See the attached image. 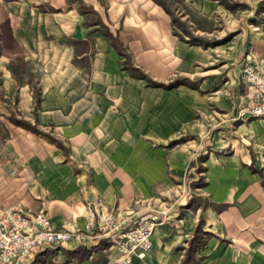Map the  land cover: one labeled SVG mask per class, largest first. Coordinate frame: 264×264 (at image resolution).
<instances>
[{
    "label": "crops",
    "instance_id": "1",
    "mask_svg": "<svg viewBox=\"0 0 264 264\" xmlns=\"http://www.w3.org/2000/svg\"><path fill=\"white\" fill-rule=\"evenodd\" d=\"M248 43L232 55L190 44L157 0H0V205L77 229L96 199L136 207L173 197L206 153L200 202L171 213L146 257L130 264H182L199 225V264H264V118L219 124L214 115L257 99L236 79L247 60L264 56V17ZM178 78L193 84L168 87ZM117 258L70 242L32 260Z\"/></svg>",
    "mask_w": 264,
    "mask_h": 264
},
{
    "label": "built area",
    "instance_id": "2",
    "mask_svg": "<svg viewBox=\"0 0 264 264\" xmlns=\"http://www.w3.org/2000/svg\"><path fill=\"white\" fill-rule=\"evenodd\" d=\"M241 74L243 82L254 87L258 94L248 108V115L264 118V56H252ZM170 214L152 202L121 207L105 205L96 199L89 202L82 227L57 229L44 211L0 205V264H43L37 259L33 262L32 258L70 242L89 248L91 256L97 250L116 251L118 258L112 264H130L134 257H146L156 227Z\"/></svg>",
    "mask_w": 264,
    "mask_h": 264
},
{
    "label": "rangeland",
    "instance_id": "3",
    "mask_svg": "<svg viewBox=\"0 0 264 264\" xmlns=\"http://www.w3.org/2000/svg\"><path fill=\"white\" fill-rule=\"evenodd\" d=\"M157 1L171 15L172 25L178 37L190 44L211 47L223 53L228 51L231 55L241 47H248L249 35L263 23L264 0H205V5L211 7L209 12L197 9L188 0ZM221 52H216V54L221 57ZM248 55H250L249 50ZM232 63V68L236 69L238 66L236 60H233ZM241 70L242 67L237 73L236 85L238 86L245 85ZM178 84L192 85L193 83L187 78H178V80L170 82L168 87ZM249 107H236L233 111L226 113L215 111L214 115L221 118L219 124L224 121L235 122L248 115ZM182 140L183 138H180L175 143H180ZM205 154H199L194 160L195 170L186 182L178 185V193L173 197L159 199L156 205L153 200L152 204L167 209L170 213H175L176 216H182L193 204L199 203L196 191L205 183L202 174L204 170L202 161ZM198 227L193 237L198 235L204 239L205 231L200 225ZM193 237L188 242L187 249L190 247Z\"/></svg>",
    "mask_w": 264,
    "mask_h": 264
},
{
    "label": "trees",
    "instance_id": "4",
    "mask_svg": "<svg viewBox=\"0 0 264 264\" xmlns=\"http://www.w3.org/2000/svg\"><path fill=\"white\" fill-rule=\"evenodd\" d=\"M138 74H141L140 71L138 72ZM10 120L12 122L18 124V125H22V126H25L27 128L33 129V130H37L31 123H29L26 120L18 119V118L14 117V116H11ZM4 136H5V134H4L3 125H2V123L0 121V140ZM204 244H205V240L204 239H201L200 237H198V235L194 236L193 239L191 240L190 247L186 251V254H185V257H184V260H183L182 264H199V261H198V259L196 257V250L201 248Z\"/></svg>",
    "mask_w": 264,
    "mask_h": 264
}]
</instances>
